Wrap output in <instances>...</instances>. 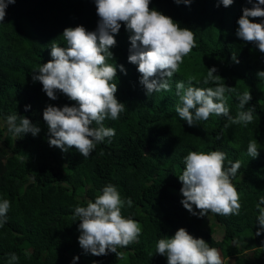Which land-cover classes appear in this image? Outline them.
Segmentation results:
<instances>
[{
  "label": "trees",
  "instance_id": "obj_1",
  "mask_svg": "<svg viewBox=\"0 0 264 264\" xmlns=\"http://www.w3.org/2000/svg\"><path fill=\"white\" fill-rule=\"evenodd\" d=\"M149 7L193 31L196 47L171 78L170 91L147 95L139 83L138 66L128 61L131 44L126 36L131 34L121 23L116 46L110 49L113 60L108 62L117 66L115 95L126 110L115 121L105 119L104 126L114 128L116 134L111 142L106 138L98 143L87 159L74 148L65 153L49 146L43 110L47 105L62 108L75 102L60 92L50 100L32 75L52 59L51 42L66 46L65 28L96 30L95 0H16L6 8L0 23V201L8 199L11 206L7 223L0 228V264H8L9 253L19 257L16 264H69L65 256L74 249L84 254L76 264H87V259L93 264H118L115 253L99 257L84 253L78 243L79 221L73 218L75 207L94 201L109 183L118 188L122 199L133 202L132 207L122 208V215L142 226L138 243L117 249L126 256V264H167V257L156 253V243L171 238L179 228L217 248L223 264L228 259L231 264H264V233L255 235L257 205L264 198V79L256 76L264 71V53L236 36L242 9L252 4L234 0L226 8L218 0H193L190 5L151 0ZM250 19L264 22V18ZM120 65L127 75L119 71ZM213 67L214 75L222 78L219 83L235 88L225 94L233 117L239 110L237 96L250 91L252 100L245 109L255 107V112L247 127L216 115L189 127L176 114V83L187 84L191 78L193 86L215 87L214 82L203 84ZM25 106L30 108L25 111ZM11 114L28 118L40 133L13 135L5 119ZM253 139L259 151L255 159L247 153ZM143 149H147L144 154ZM213 150L226 153L225 167L229 160L241 163L232 178L240 196L239 215L209 213L197 218L181 204L178 176L185 167L184 157L189 151ZM211 219L222 233L220 241L206 226ZM24 242L27 246L21 249Z\"/></svg>",
  "mask_w": 264,
  "mask_h": 264
},
{
  "label": "clouds",
  "instance_id": "obj_2",
  "mask_svg": "<svg viewBox=\"0 0 264 264\" xmlns=\"http://www.w3.org/2000/svg\"><path fill=\"white\" fill-rule=\"evenodd\" d=\"M16 0H0V23L6 17V8ZM151 0H95L99 17L95 31H88L83 26L65 28L62 34L65 47L55 41L50 43V55L47 63L33 70V82L42 84L43 92L50 100L57 99V92L64 94L74 106L56 107L47 105L43 110V120L47 125L48 144L67 153L75 149L87 159L98 143L107 138L111 142L116 134L114 128L105 127V119L113 121L126 110L124 103L116 98L118 91L116 80L117 66L109 63L113 60L111 48L116 46L115 35L124 24L131 47L128 61L137 65L140 73L139 83L146 89V94L170 91V80L183 63V58L196 47L194 32L181 28L178 22L161 12L150 9ZM175 3L190 5L193 0H174ZM234 0H218L224 7H229ZM251 8L242 9L237 20L236 36L254 44L264 53V22L254 23L250 18H264V0H247ZM233 61L239 63L235 56ZM119 71L127 72L123 65ZM215 67L207 71L203 84L214 82L215 87L193 86L191 78L176 83V96L179 99L175 107L178 117L189 127L197 121H207L211 115L223 116L231 124L247 127L253 122L255 107L245 109L252 100L250 91L238 95V111L233 117L226 104V93L235 88L219 83L222 78L214 75ZM264 79V71L256 73ZM30 106H25L27 111ZM8 131L13 135L31 133L37 136L41 129L28 118L17 114L6 118ZM19 120V124L17 121ZM95 124V127L93 126ZM147 149H143V154ZM247 153L253 159L259 156L258 142L250 140ZM103 155V153H100ZM226 153L213 151H189L184 157V169L178 176L182 184L181 204L197 218L209 213L229 216L239 215L241 204L239 193L232 183L238 169L239 160L228 161L225 167ZM264 198L257 208L258 230L255 235L264 233ZM132 207L131 198L122 199L118 188L109 183L101 190L94 201L87 200L86 206H77L73 218H78V243L85 254L93 256L115 253L122 257L118 248H126L138 243L142 226L131 217L122 215V208ZM11 206L8 199L0 201V228L7 223V213ZM156 253L167 257V264H223L217 248L211 247L202 238H194L185 228H179L171 238L163 237L156 243ZM8 264H16L19 257L9 253ZM79 257L73 259V264ZM95 264V262H94Z\"/></svg>",
  "mask_w": 264,
  "mask_h": 264
},
{
  "label": "rangeland",
  "instance_id": "obj_3",
  "mask_svg": "<svg viewBox=\"0 0 264 264\" xmlns=\"http://www.w3.org/2000/svg\"><path fill=\"white\" fill-rule=\"evenodd\" d=\"M14 141H16V138L14 137ZM1 164H2V170L4 168V161H1ZM216 222L214 219H211L209 221H207V224L206 226L209 227L210 231H211V234H212V237L216 240V241H220L221 240V231L217 229V227L214 225ZM27 246V244L24 242L20 245V248L21 249H24L25 247ZM248 255H250V253H248ZM84 256V254H79L77 249H74L72 254L70 256H65L66 257V260L69 264H73V259L75 257H81ZM232 263V260L231 259H228L226 262H224V264H231ZM76 264V262H75ZM87 264H93L89 259H87ZM118 264H126V256H122L120 257V262Z\"/></svg>",
  "mask_w": 264,
  "mask_h": 264
}]
</instances>
